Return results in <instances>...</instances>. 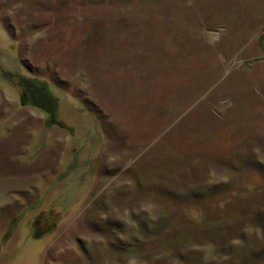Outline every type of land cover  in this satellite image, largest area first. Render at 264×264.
Segmentation results:
<instances>
[{"label": "rangeland", "instance_id": "rangeland-1", "mask_svg": "<svg viewBox=\"0 0 264 264\" xmlns=\"http://www.w3.org/2000/svg\"><path fill=\"white\" fill-rule=\"evenodd\" d=\"M0 264H264V0H0Z\"/></svg>", "mask_w": 264, "mask_h": 264}, {"label": "trees", "instance_id": "trees-1", "mask_svg": "<svg viewBox=\"0 0 264 264\" xmlns=\"http://www.w3.org/2000/svg\"><path fill=\"white\" fill-rule=\"evenodd\" d=\"M24 82H27L26 83V85H24V89H25V91L27 90V92H28V94H29V91H32V93H30L29 94V98L28 99H26V97H24V96H22V101L25 103V104H34L35 102H33V89L32 88H29V84L28 83H30V82H28V81H30V80H28V79H24L23 80ZM22 81V82H23ZM28 85V86H27ZM31 86V85H30ZM36 90V89H35ZM36 93H38V95H40V97L39 98H41L42 99V97L44 98V97H46V99H47V101H48V107L49 108H51V110H52V113L54 112L53 110H54V108H53V106H52V104H51V102H50V96L49 95H47V93H45V92H43V91H40L39 89L38 90H36ZM45 99V98H44ZM35 101V100H34ZM43 105H44V103H43ZM52 117H54L53 115H51Z\"/></svg>", "mask_w": 264, "mask_h": 264}]
</instances>
